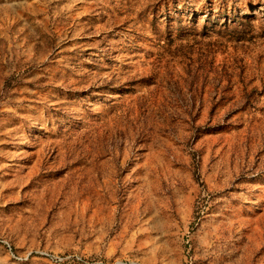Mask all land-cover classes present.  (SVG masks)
Masks as SVG:
<instances>
[{"label":"rangeland","instance_id":"rangeland-1","mask_svg":"<svg viewBox=\"0 0 264 264\" xmlns=\"http://www.w3.org/2000/svg\"><path fill=\"white\" fill-rule=\"evenodd\" d=\"M0 264H264V0H0Z\"/></svg>","mask_w":264,"mask_h":264}]
</instances>
